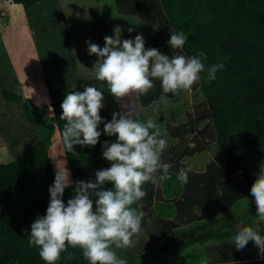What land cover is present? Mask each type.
I'll return each instance as SVG.
<instances>
[{
    "label": "trees",
    "instance_id": "16d2710c",
    "mask_svg": "<svg viewBox=\"0 0 264 264\" xmlns=\"http://www.w3.org/2000/svg\"><path fill=\"white\" fill-rule=\"evenodd\" d=\"M11 1L29 8L42 0ZM113 5L117 15L135 17L143 23L149 49L156 48L170 57L203 51L206 68L218 63L225 66L217 71L214 81L209 83L205 72L191 87L192 93L201 92L202 99L184 112L183 121L163 125L168 138L174 140L162 155L164 162L172 164L171 179L144 185L146 196L139 209L144 212L141 232L133 238L135 247L126 249L134 256L128 264H148L147 253L163 240L166 243L160 252L165 255L215 241L201 250L207 264H264L261 253L256 257L259 248L252 241L239 251L230 243L237 231L234 219L225 220L223 225L229 221L231 229L224 232L223 227L212 228L218 221L197 224L229 211L239 200H254L251 185L264 164V0H113ZM173 31H183L189 37L183 49L170 48ZM116 34L121 41L136 36L114 30L112 37ZM104 45L102 37L99 46ZM153 83L147 94L134 93L135 119L146 121L142 109L161 98H175L176 94L163 92L159 80ZM83 90L77 87L57 93L51 101L50 119L30 100L22 104L25 120L44 133L16 152L11 161L0 163V264H45L39 250L28 245V237L37 216L46 215L49 188L55 180L46 145L57 132L64 148L61 104L67 93ZM1 97L7 103L22 101L20 95L6 90L1 91ZM111 139L103 134L94 147L87 146L85 151L74 145L73 155L64 148L72 178L71 186L63 193L65 204L74 195L76 183L89 177V168L111 166L102 155V145L105 141L111 143ZM210 145L224 155L225 168L211 161L203 172L185 171L187 183L177 180L180 170H184L183 159L204 152ZM111 187L105 184V190ZM255 215L256 205L249 209V217L254 219ZM190 224L196 225L185 229ZM177 229L183 231L173 235ZM259 234L264 236V222L259 224ZM69 251L75 253V259L65 261L62 254L58 264H88L79 250Z\"/></svg>",
    "mask_w": 264,
    "mask_h": 264
},
{
    "label": "clouds",
    "instance_id": "9594fccd",
    "mask_svg": "<svg viewBox=\"0 0 264 264\" xmlns=\"http://www.w3.org/2000/svg\"><path fill=\"white\" fill-rule=\"evenodd\" d=\"M134 29L130 28L129 32ZM188 36L183 31L171 32L168 44L171 49H183ZM105 45L86 41L88 54L96 55L92 71L95 78L105 82L107 92L116 100L131 93L147 94L159 80L164 93L176 94L190 90L206 72L210 83L216 73L224 69L223 63L206 68V54L200 51L193 56L177 54L172 57L161 54L158 49H145V40L138 34L135 39L106 36ZM102 90L86 86L84 90L66 94L60 120L65 121L60 134L67 152L74 145L95 146L104 124L103 134L115 136V142L102 145L103 158L111 166L95 172V181H79L74 195L63 202L65 188L71 186L69 172L58 168L54 184L50 186V201L46 215L37 216L31 224L28 245L36 247L45 264H58L62 254L65 261L75 259L79 250L88 264H127L118 250L135 247L134 237L141 232L144 212L139 210L140 201L146 196L144 185H157L171 179L172 164L162 160L168 147L165 129L149 117L146 121L135 119L133 112H114L110 122L100 115L104 107ZM251 185V195L256 204V227L240 223L230 243L236 250H243L252 241L264 256V236L259 234V224L264 222V164ZM177 180L187 183V173L181 169ZM110 183L111 189L105 190ZM92 197H97L93 202ZM248 201V200H247ZM95 203V207H94ZM135 205V206H134ZM200 264H207L201 259Z\"/></svg>",
    "mask_w": 264,
    "mask_h": 264
},
{
    "label": "rangeland",
    "instance_id": "374dc122",
    "mask_svg": "<svg viewBox=\"0 0 264 264\" xmlns=\"http://www.w3.org/2000/svg\"><path fill=\"white\" fill-rule=\"evenodd\" d=\"M130 28L134 29L131 33L143 36L145 49H149L147 30L143 23L135 17L117 15L113 0H42L29 8L11 0H0V163L11 161L16 152L38 140L44 133L42 128L28 123L23 117L21 107L25 100L41 108L42 114L50 119L51 101L57 93L93 86L104 91V107L100 115L105 122L111 121L114 112L136 110L134 93L116 100L107 92L106 83L95 78L92 68L98 57L88 54L86 44V41H90L100 45L101 38L112 37L114 30L129 32ZM2 90L20 95L22 101L5 102L1 97ZM198 97H202L201 92L181 90L174 99L161 98L141 111L146 120L151 117L163 127L166 121L174 120L171 114L180 119L181 110ZM103 128L102 123L99 130L103 131ZM111 138L115 142L116 137ZM86 147L82 146L81 150L85 151ZM46 148L54 172L57 167H66L72 181L67 152L57 132ZM74 153L73 149L68 155ZM210 160L219 165L225 164L224 155L215 145L185 159V163L194 169H201ZM101 169V166L92 170L89 168L90 175L85 182H94L95 172ZM92 199L95 202L97 197ZM247 200L237 201L227 214L234 219L237 229L241 222L245 226L256 227L257 218L249 217L250 207L256 204L254 200ZM118 255L126 260L130 256L134 258L127 250H118ZM149 262L155 264L150 259Z\"/></svg>",
    "mask_w": 264,
    "mask_h": 264
},
{
    "label": "crops",
    "instance_id": "0c3cea01",
    "mask_svg": "<svg viewBox=\"0 0 264 264\" xmlns=\"http://www.w3.org/2000/svg\"><path fill=\"white\" fill-rule=\"evenodd\" d=\"M188 92H190V93H192L190 90H188ZM197 92H199V91H197ZM197 92H195V93H197ZM202 99V97H198V98H196L193 102H191V103H189L188 104V107L187 108H184V109H182L181 110V116H180V119L178 118L179 116H176V117H174V115L173 114H171V117L174 119V120H170L171 122H179V121H183L184 120V112L185 111H189L190 110V108H191V106H192V104H194V103H196V102H198V101H200ZM153 104V103H152ZM151 104V105H152ZM150 105V106H151ZM186 106V105H185ZM167 122H169V121H166L165 123H167ZM167 135V134H166ZM167 142H168V144H170V143H173L174 142V140H170L169 138H168V136H167ZM207 150H208V148H207ZM207 150H205V151H207ZM194 157V156H193ZM190 158H192V157H190ZM185 159H187V158H185ZM185 159H183V161H182V163L184 164V171H188V170H192L193 172H203L204 170H205V168H206V165L209 163V162H211V161H213V160H210V161H207L204 165H203V167L201 168V169H194V168H192L193 166H189V165H186V163H185ZM215 162V161H214ZM216 163V162H215ZM217 164V163H216ZM221 169H224L225 168V166H226V161H225V164L224 165H219V164H217ZM235 205V204H234ZM234 207V206H233ZM232 207V208H233ZM231 208V209H232ZM231 209L229 210V211H227V212H225V213H221V214H219V215H216V216H213V217H209L208 219H206L205 221H203V222H201V223H197V224H199V225H201V224H210V223H212V222H215V221H218V224H216V225H214L212 228L213 229H217L218 227H223L222 228V232H224V231H228V230H230L231 229V225H230V223H229V221H230V219L231 218H229L228 216H227V214H229V212L231 211ZM167 214L168 215H170V212L168 213V211H167ZM229 220V221H227V225L226 226H224L223 224H224V222H225V220ZM194 225H196V224H190V225H188V226H186L185 227V229H187V228H190V227H192V226H194ZM184 229V228H183ZM183 229H177V230H175L174 232H173V235H177L178 233H180V232H182L183 231ZM166 243V240H163V241H161L159 244H157L150 252H148V253H150L149 255H150V258H148V260L150 259L152 262H155V264H200V261H201V259L203 258V259H205V257L204 256H202V254H201V250L202 249H204L205 247H207V246H210V245H214L216 242L215 241H211V242H208V243H206V244H204V245H202V246H198V245H196V246H192V247H190V248H187L185 251H182V252H179V253H176V254H173V255H170V254H162V252H160V250H161V248H162V246L164 245ZM153 250H155V252H157L158 251V253L155 255V254H153ZM256 257H260V250L259 249H257L256 251ZM149 255H146L147 257H149ZM146 257V258H147ZM131 259V256L127 259V264H128V262H129V260ZM148 264H150V262H148Z\"/></svg>",
    "mask_w": 264,
    "mask_h": 264
}]
</instances>
